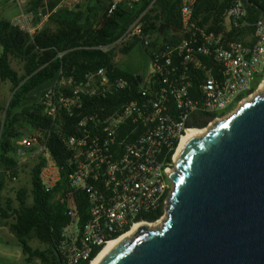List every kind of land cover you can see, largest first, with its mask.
<instances>
[{
    "label": "built area",
    "instance_id": "2783aa9c",
    "mask_svg": "<svg viewBox=\"0 0 264 264\" xmlns=\"http://www.w3.org/2000/svg\"><path fill=\"white\" fill-rule=\"evenodd\" d=\"M10 1L19 10L12 25L31 37L42 33L56 14L73 12L85 2ZM103 1L112 14L118 6L139 3L148 4V11L158 0ZM178 1L182 30L179 34L170 30V37H175L173 46L150 48L151 69L146 76L138 75L142 83L137 89L128 79L114 76L113 69L103 68L80 79L60 72L45 93V112L52 125L70 129L62 133L69 153L65 164L71 170L62 199L68 224L58 249L64 264H91L96 250L127 235L136 225L160 226L174 193L169 174L176 170L184 139L194 132L205 133L264 86L262 12L261 18L248 23L249 5L233 0L223 16L225 29L215 32L195 17L197 0ZM250 1V6H264V0ZM144 15L117 40L97 49L115 53L117 60L121 50L134 42L151 44L153 36L145 31ZM245 26L253 30L242 36L244 41L230 36ZM68 112L75 125L65 122L60 128L57 122ZM48 144L46 133L37 130L19 142L22 148L34 150L28 155L36 160L47 159L41 180L45 190L51 191L60 180L61 168ZM78 192L87 199L83 223ZM158 211L162 212L159 218L147 219Z\"/></svg>",
    "mask_w": 264,
    "mask_h": 264
},
{
    "label": "trees",
    "instance_id": "16d2710c",
    "mask_svg": "<svg viewBox=\"0 0 264 264\" xmlns=\"http://www.w3.org/2000/svg\"><path fill=\"white\" fill-rule=\"evenodd\" d=\"M245 1L250 12L246 21L253 23L261 18L264 6H250L253 2ZM232 2L233 0H197L195 17L200 18L201 24L209 31L221 32L225 29L223 16ZM148 7L145 3L132 7L121 5L112 14H108L103 0H85L77 10L53 16L50 25L34 37L14 27L11 20H0V81L11 85V99L6 106L0 107L4 113V120L0 124V223L6 225L17 239L28 263L64 264L58 249L62 230L68 224L62 199L69 187L68 175L71 170L65 164L69 153L63 135L64 129H70H66L63 124L74 122L75 125V119L70 118L71 114L68 112L57 122L64 129L53 126L52 119L45 112V93L56 82L60 72L80 79L103 68L113 69L114 76L128 79L133 88L137 89L139 85L136 76L143 75L140 67L120 63L115 60V53H104L97 47L117 40L144 14L145 31L153 36L152 43L144 45L134 42L122 49L121 54L129 57L140 46L151 61L150 48L157 45L173 46L175 37H170V30L178 34L182 30L179 1L158 0L147 11ZM252 30L245 26L234 30L230 36L244 41L242 36ZM237 31L241 34L236 35ZM14 61L23 65L22 74L14 68ZM213 63L212 60L211 64ZM95 103L98 105L97 100ZM79 113L77 111L75 115L78 116ZM34 130L46 133L51 156L61 172L57 185L51 191H46L41 174L48 161L45 158L37 159L31 170L32 203L29 204L25 188L13 189L14 195L11 197L5 193L8 181L15 183L19 180V158L34 151L30 147L22 148L19 145ZM77 200L83 223L87 218L85 194L78 192ZM161 213L158 211L147 219L154 221ZM32 241H38L46 248H34ZM101 251L102 248L96 250L92 260Z\"/></svg>",
    "mask_w": 264,
    "mask_h": 264
},
{
    "label": "water",
    "instance_id": "95a60500",
    "mask_svg": "<svg viewBox=\"0 0 264 264\" xmlns=\"http://www.w3.org/2000/svg\"><path fill=\"white\" fill-rule=\"evenodd\" d=\"M169 177L162 227L134 232L99 264H264V93L193 137Z\"/></svg>",
    "mask_w": 264,
    "mask_h": 264
},
{
    "label": "rangeland",
    "instance_id": "374dc122",
    "mask_svg": "<svg viewBox=\"0 0 264 264\" xmlns=\"http://www.w3.org/2000/svg\"><path fill=\"white\" fill-rule=\"evenodd\" d=\"M18 11L19 10L17 5L12 3L10 0H0V20L9 19L12 21V19L18 14ZM117 61L120 63L126 62L127 64H130V66L132 64L139 66L144 76H146L151 69L150 58L144 52V50H142L140 46H137L129 57L121 55L117 58ZM13 66L16 70L20 72V74L23 73L22 70L23 65L21 63L14 61ZM10 99H11V85L9 83H3L0 81V107L6 106ZM234 106L227 108L225 112L231 111L234 108ZM235 111H237V109ZM3 120H4V113L0 109V124L3 122ZM35 163H36V159L30 155L21 156L19 158V172H20L19 180L15 183L8 181V188L5 193L6 196L11 197L12 195H14V193H12L13 189L25 188L28 191V203L29 204L32 203L31 170L34 167ZM159 227L160 226H156V228ZM31 244L34 248H42V249L46 248V246L41 245L38 241H32ZM0 264H43V263L41 262L28 263L26 257L22 254V250L17 239L12 235V233L10 232L9 228L6 225L0 223Z\"/></svg>",
    "mask_w": 264,
    "mask_h": 264
},
{
    "label": "bare ground",
    "instance_id": "6f19581e",
    "mask_svg": "<svg viewBox=\"0 0 264 264\" xmlns=\"http://www.w3.org/2000/svg\"><path fill=\"white\" fill-rule=\"evenodd\" d=\"M262 93H264V86L260 89V91L258 92V93H256L251 99L252 100H254L256 97H259ZM251 99H248V100H246L245 102H243L242 103V105L241 106H243L245 103H247V102H249ZM240 106V107H241ZM240 107L237 109V111L240 109ZM237 111H235L233 114H231L230 116H228L227 117V119L229 118V117H231L232 115H234ZM214 127V126H213ZM213 127H211V129L213 128ZM209 130L210 129H208L205 133H203V132H194V133H191V134H189V136L188 137H186L185 139H184V142H183V144H182V146H181V148H180V151H179V153H178V156H179V154H180V152H181V150L183 149V147L193 138V137H195V136H199V137H202V136H204V135H206L208 132H209ZM167 217L168 216H166V219L165 220H163V222H165L166 220H167ZM163 222L161 223V225H160V227L159 228H161L162 227V225H163ZM143 228H148V230H150V231H157L158 229H155L154 228V226L153 225H151V224H148V223H145V224H139V225H136L135 227H134V229H133V231H131L130 233H128L127 235H125V236H123V237H121V238H118V239H116V240H113V241H111V242H109L103 249H102V251L99 253V255L92 261V263L91 264H99L111 251H113L115 248H117L121 243H123L125 240H127V239H130V237H131V235L132 234H134V232H136V231H139V230H141V229H143Z\"/></svg>",
    "mask_w": 264,
    "mask_h": 264
}]
</instances>
